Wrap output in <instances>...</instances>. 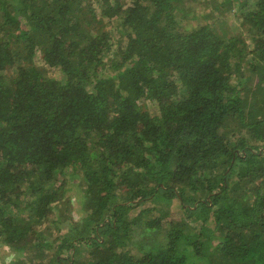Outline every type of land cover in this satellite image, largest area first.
<instances>
[{"label":"trees","instance_id":"obj_1","mask_svg":"<svg viewBox=\"0 0 264 264\" xmlns=\"http://www.w3.org/2000/svg\"><path fill=\"white\" fill-rule=\"evenodd\" d=\"M0 257L264 264V0H0Z\"/></svg>","mask_w":264,"mask_h":264},{"label":"rangeland","instance_id":"obj_2","mask_svg":"<svg viewBox=\"0 0 264 264\" xmlns=\"http://www.w3.org/2000/svg\"><path fill=\"white\" fill-rule=\"evenodd\" d=\"M218 2L220 3V0H186V5L192 8L198 15L201 16L205 12L207 13L210 11L212 3H218ZM222 22L225 24V27L228 29V31H233L236 27H238L239 24L234 16H229L226 20H223ZM218 29H220V27ZM37 64L43 66V63L40 58L37 59ZM71 189L72 190L67 194V196L70 197V202H72L69 210V215L72 217V220L75 222L81 219L80 192H82L83 189L80 188L78 184H73V187ZM182 217H183L182 210L180 208H175L172 211L171 218L169 220L172 219L180 220ZM1 249H3L1 256H4L6 258L7 263L14 259L15 255H13L11 251L8 250V248L2 247ZM34 254L35 252L30 250L28 253L24 255L23 259L27 262L28 261L30 262V260L35 257ZM39 260L40 259L38 258V262ZM0 262H1V257H0Z\"/></svg>","mask_w":264,"mask_h":264}]
</instances>
